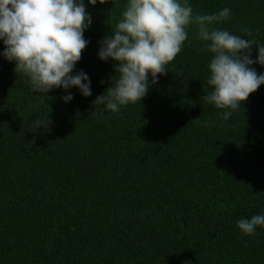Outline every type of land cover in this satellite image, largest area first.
I'll return each mask as SVG.
<instances>
[{"label":"trees","instance_id":"1","mask_svg":"<svg viewBox=\"0 0 264 264\" xmlns=\"http://www.w3.org/2000/svg\"><path fill=\"white\" fill-rule=\"evenodd\" d=\"M83 3L89 43L72 74L89 76L91 96L34 92L0 39V264H264V226L237 228L264 214V84L219 119L225 110L202 98L214 54L191 23L166 73L155 84L149 73L141 101L113 113L94 104L119 76L99 42L128 0ZM187 3L193 16L229 8L210 27L264 44V0Z\"/></svg>","mask_w":264,"mask_h":264},{"label":"clouds","instance_id":"2","mask_svg":"<svg viewBox=\"0 0 264 264\" xmlns=\"http://www.w3.org/2000/svg\"><path fill=\"white\" fill-rule=\"evenodd\" d=\"M89 2L95 5L97 0ZM192 13L187 0L183 4L179 0H128L115 30L99 42V58L104 61L112 58L119 76L112 77L107 94L96 97L94 104H104L107 110L117 113L122 106L140 102L150 87L149 73L151 84H155L157 74H165L166 65L181 52L187 40V26L196 23L198 39L209 42L202 50L214 54L208 64L207 80L213 90L202 98L225 110L218 118L227 121L241 107V102L264 84V74L258 75L250 67L255 63L264 65V44L210 27L229 18L227 7L218 14ZM90 24L83 0H0L3 56L16 62V72L29 77L34 92L48 93L54 87L68 90L76 86L82 95H92L89 76L83 70L72 74L89 43L83 33ZM246 36L251 37V32ZM254 46L259 53L256 60L251 58ZM63 99L70 102L73 96L69 93ZM202 123L211 126L207 120ZM35 124L37 128L48 127L50 121L45 117ZM257 226H264V214L237 221L243 235H253Z\"/></svg>","mask_w":264,"mask_h":264}]
</instances>
